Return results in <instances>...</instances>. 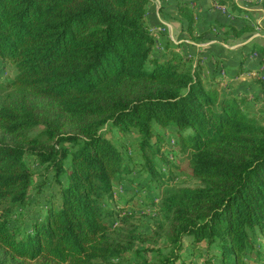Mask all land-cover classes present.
I'll return each instance as SVG.
<instances>
[{
	"label": "trees",
	"instance_id": "16d2710c",
	"mask_svg": "<svg viewBox=\"0 0 264 264\" xmlns=\"http://www.w3.org/2000/svg\"><path fill=\"white\" fill-rule=\"evenodd\" d=\"M213 1L234 18L244 14L235 0ZM148 5L0 0V62L14 71L0 106V264H125L129 256L185 264L186 243L206 250L204 264H264L254 244L264 238V84L251 83L259 93L250 98L230 85L222 91L225 71L205 77L199 58L155 57ZM177 12L198 39L195 11L178 3ZM252 31L227 28L234 39ZM254 50L264 67V49ZM105 127L136 132L140 159L125 160ZM155 127L173 138L182 165ZM26 158L52 174L37 184L52 192L29 231L12 219L29 204ZM135 170L156 192L150 235L113 200ZM180 177L194 185H177Z\"/></svg>",
	"mask_w": 264,
	"mask_h": 264
},
{
	"label": "crops",
	"instance_id": "0c3cea01",
	"mask_svg": "<svg viewBox=\"0 0 264 264\" xmlns=\"http://www.w3.org/2000/svg\"><path fill=\"white\" fill-rule=\"evenodd\" d=\"M235 2L244 12L240 19L234 18L213 0H149L146 24L156 35L154 56L165 58L174 52L184 58H199L205 77L210 78L214 71H225L227 82L220 77L217 79L222 91L230 85L237 91L246 92L250 98L258 94L259 91L251 83L259 79L264 84L262 56L254 50L264 49V3L262 0ZM178 3H185L195 11L197 22L193 29L198 39H191L187 33L186 23L177 12ZM245 26H252L253 31L239 39L227 34L229 27L240 30ZM245 55L243 72L239 74L241 59ZM259 97L264 99V94L259 93Z\"/></svg>",
	"mask_w": 264,
	"mask_h": 264
},
{
	"label": "rangeland",
	"instance_id": "374dc122",
	"mask_svg": "<svg viewBox=\"0 0 264 264\" xmlns=\"http://www.w3.org/2000/svg\"><path fill=\"white\" fill-rule=\"evenodd\" d=\"M13 76V68L10 65L0 62V106L3 100V96L8 91L6 88L7 84ZM254 109H260V106H254L253 111L255 112ZM155 129L157 131H160V134L164 136L165 141L170 147L168 148L170 155L169 158L174 159L179 165H182L183 158L181 156H178V154L176 153V149L172 147V145H174L175 143L173 138L170 137L169 134H165V132L161 131L158 127H155ZM103 135L108 140H110L119 151L123 152L125 160L130 161L131 159H134L137 161L138 159H140V157H138L136 146V144L139 142V138L136 132L131 131L130 133H120L116 129L105 127L103 128ZM25 162L34 174L32 184L33 186L30 189L28 199L29 204L24 209L17 210L12 219L15 226H21L23 230L29 231L31 221L39 218L40 215H42L46 207L47 199L50 197L52 192L49 186H45L40 191H38L37 184H39V182H41L43 179H48V181H51L52 174L46 175L44 167L35 164L32 158H26ZM45 175L47 177H45ZM180 178L181 179L176 181L177 185H194V182L192 180L184 177ZM128 179H131V182H127L123 189L118 188L116 190V194L113 195L115 199H112L116 201V203L123 205L127 212H132L137 217L136 227L142 235H150L154 227L155 220L158 216L157 210L155 208L147 207V203H149L150 199L152 200V197L156 196V192L155 190H153V187H148L147 178L144 177L143 173L137 172V170H135ZM62 182L65 183L64 178H62ZM157 201H159V199H157ZM109 205L112 208L114 206V203L111 201ZM254 244L256 246H260V249L263 250L264 238L260 236L254 241ZM147 245L145 247L139 246L138 249H148L147 247L150 246ZM163 245L164 244L162 242H158V244L155 245L154 249L162 248ZM150 257H155V255L152 254L150 255ZM206 257L207 254L204 248H202L201 253L198 254L196 252H192L188 248L187 243L185 244V249L181 254V259L185 264H204V260ZM127 259L128 260L125 264H138V260L134 256H129ZM249 259L253 260L254 254H250ZM213 264H216V261H213Z\"/></svg>",
	"mask_w": 264,
	"mask_h": 264
},
{
	"label": "built area",
	"instance_id": "2783aa9c",
	"mask_svg": "<svg viewBox=\"0 0 264 264\" xmlns=\"http://www.w3.org/2000/svg\"><path fill=\"white\" fill-rule=\"evenodd\" d=\"M223 81H225V83L227 82V75L224 73H221V77ZM223 85V84H222ZM115 198V197H114Z\"/></svg>",
	"mask_w": 264,
	"mask_h": 264
}]
</instances>
